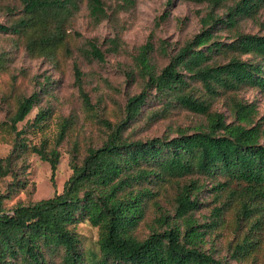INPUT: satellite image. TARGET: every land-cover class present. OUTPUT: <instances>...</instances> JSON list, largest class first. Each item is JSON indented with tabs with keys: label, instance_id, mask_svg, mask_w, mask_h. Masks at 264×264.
<instances>
[{
	"label": "trees",
	"instance_id": "1",
	"mask_svg": "<svg viewBox=\"0 0 264 264\" xmlns=\"http://www.w3.org/2000/svg\"><path fill=\"white\" fill-rule=\"evenodd\" d=\"M204 1V0H194ZM218 2L219 0H210ZM23 13L11 23L0 22V31L29 33L30 52L49 55L64 37V24L77 8L76 0H21ZM264 0H236L227 10L214 16L202 17V30L187 40L157 72L149 62L153 45L147 41L140 46L138 60L146 76L140 92L126 100L124 118L110 127L107 137L98 146H88L80 158L74 148L69 158L71 173L62 190L34 201H18L7 207L0 193V264H53L50 255L60 251L62 264H88L81 240L74 229L76 223L87 220L98 227L99 255L93 264H229L216 258L202 247L204 230H211L221 221L223 203L212 207L211 219L203 224L193 216L200 204L197 193L201 184L193 180L179 187L173 198V213L161 205L154 192L143 182L149 176L180 177L202 173L209 177L223 175L228 184L234 180L241 185L239 219H246L264 205V126L254 120L253 104L233 99L232 119L219 111H211L215 96L225 89L242 84L264 89V33L238 32L227 46L251 57L231 55L222 62H209L213 49L222 43L212 39L215 25L235 26L239 19L249 16ZM90 14L100 20L105 9L102 0H87ZM87 54L101 60L103 50L95 41L89 42ZM185 70L186 72H184ZM75 78L81 80L82 71L74 65ZM199 81L205 97L195 96L189 80ZM82 82V81H81ZM154 88L161 95L206 115V123L195 130H180L177 135L128 139L123 128L139 113L147 90ZM85 105L90 98L80 83ZM37 99L35 92L19 99L10 116L9 125L16 140L12 150L28 148L46 160L50 179L59 161L56 146L28 145L20 138L23 129L17 122L30 112ZM48 115L47 110L36 113L35 121ZM68 120L60 122L56 138L59 144L66 133ZM12 151V152H13ZM22 151V152H23ZM13 154L0 157V175L8 174L13 165ZM233 190H229L230 193ZM155 215L149 233L144 237L135 229L144 218L149 205ZM259 220L252 225L257 226ZM250 232V231H248ZM251 242L252 236L250 235ZM243 248V243L237 244Z\"/></svg>",
	"mask_w": 264,
	"mask_h": 264
},
{
	"label": "rangeland",
	"instance_id": "2",
	"mask_svg": "<svg viewBox=\"0 0 264 264\" xmlns=\"http://www.w3.org/2000/svg\"><path fill=\"white\" fill-rule=\"evenodd\" d=\"M102 1L105 13L100 20H95L87 0H76L77 8L64 24L63 41L49 55L28 50L27 31H0V157L10 152L14 157L11 171L0 175V193H9L4 199L7 207L18 201H34L60 192L71 173L72 150L75 148L81 158L88 146H98L107 137L110 127L106 121L116 125L124 118L127 98L140 92L146 79L138 60L141 45L147 41L152 43L149 62L158 72L187 40L208 26L204 25L202 17L208 13L220 15L236 0L216 3L210 0ZM22 7L21 0H0V22L8 24L18 19L23 13ZM221 25L213 28L212 39L222 43V47L213 49L209 62H222L231 55L251 57L223 46L238 32L264 33V3L256 6L249 16L240 18L235 26ZM90 41H95L103 50V59L87 54ZM74 65L82 71L81 80L75 78ZM187 79L188 89L195 96H206L199 81ZM80 83L90 98V106L83 103ZM33 92L37 94L35 104L16 126L23 129L20 138L28 145L44 142L47 147L58 148L60 156L53 181L49 163L37 153L29 147L25 151L12 150L16 137L8 124L9 118L19 99ZM233 99L253 104L254 120L264 126V89L242 84L235 89L222 90L213 99L211 111L222 112L231 120ZM41 109L47 110L48 115L35 121ZM65 119L68 120L65 136L56 144L59 124ZM204 123L205 114L150 88L139 113L123 128V136L132 140L172 137L180 130L191 132ZM224 179L223 175L209 177L194 172L180 177L166 175L163 179L151 175L149 181L143 183L154 192L159 203L173 213V198L179 187L196 180L201 184L197 193L200 204L193 212L198 223L209 221L212 207L223 203L220 223L211 230H204L208 227L205 224L200 227L204 231L202 247L229 264H264V205L249 218L239 219L241 185L234 180L216 185ZM231 189L233 192L229 195ZM155 214L150 204L135 234L146 236ZM257 219V226L252 225ZM74 229L81 240L85 260L93 264L99 255L98 227L84 220L76 223ZM250 235L251 242H248ZM239 243L244 247L238 248ZM50 261L62 264L61 252L51 254Z\"/></svg>",
	"mask_w": 264,
	"mask_h": 264
}]
</instances>
